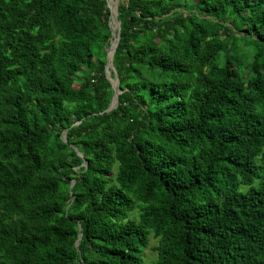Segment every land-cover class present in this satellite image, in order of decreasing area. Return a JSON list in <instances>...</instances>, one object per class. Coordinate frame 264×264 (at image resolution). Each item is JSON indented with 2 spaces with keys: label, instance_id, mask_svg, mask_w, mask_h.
Segmentation results:
<instances>
[{
  "label": "trees",
  "instance_id": "1",
  "mask_svg": "<svg viewBox=\"0 0 264 264\" xmlns=\"http://www.w3.org/2000/svg\"><path fill=\"white\" fill-rule=\"evenodd\" d=\"M109 16L0 0V264H264V0Z\"/></svg>",
  "mask_w": 264,
  "mask_h": 264
},
{
  "label": "water",
  "instance_id": "2",
  "mask_svg": "<svg viewBox=\"0 0 264 264\" xmlns=\"http://www.w3.org/2000/svg\"><path fill=\"white\" fill-rule=\"evenodd\" d=\"M111 1L113 4L112 7L109 5L110 0H107V9L109 10V13H110L108 26L111 30V34L114 37V40L110 43V48H109L104 71H105L106 79L111 84V87L113 90V97H112L111 103L108 109L106 110V112H109L116 108V106L118 105V95L120 94L119 89H118L119 82H118L117 73L112 64L113 55L115 53L118 41L120 39V25L118 24V20H117L118 7L120 5V0H111ZM114 28H115V31H114L115 33L113 34ZM62 139L64 142H66L65 134L63 135ZM78 155L81 156V154H78ZM74 183L75 181L71 182L70 188L74 185ZM79 238H81V234H79ZM76 247H77V243H76Z\"/></svg>",
  "mask_w": 264,
  "mask_h": 264
},
{
  "label": "rangeland",
  "instance_id": "3",
  "mask_svg": "<svg viewBox=\"0 0 264 264\" xmlns=\"http://www.w3.org/2000/svg\"><path fill=\"white\" fill-rule=\"evenodd\" d=\"M155 245V242L153 240L149 241V246L147 250L145 251V258H144V264H152V262L155 260V255L151 251V248Z\"/></svg>",
  "mask_w": 264,
  "mask_h": 264
},
{
  "label": "bare ground",
  "instance_id": "4",
  "mask_svg": "<svg viewBox=\"0 0 264 264\" xmlns=\"http://www.w3.org/2000/svg\"><path fill=\"white\" fill-rule=\"evenodd\" d=\"M109 5L112 7L113 6V4H112V1L110 0V2H109ZM115 31V28L113 29V34L115 33L114 32Z\"/></svg>",
  "mask_w": 264,
  "mask_h": 264
}]
</instances>
